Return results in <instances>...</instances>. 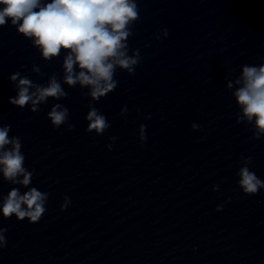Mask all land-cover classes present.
<instances>
[{
	"label": "clouds",
	"instance_id": "9594fccd",
	"mask_svg": "<svg viewBox=\"0 0 264 264\" xmlns=\"http://www.w3.org/2000/svg\"><path fill=\"white\" fill-rule=\"evenodd\" d=\"M139 13L137 0H0V27L10 21L19 34L32 41L45 61L59 57L63 50L66 53L62 64L63 84L89 89L87 95L98 102L117 87L118 82L114 79L117 68L134 74L142 61L139 49L131 50L129 55L128 45V38L133 35L132 25L139 20ZM160 33L167 38V29ZM155 39L160 40V35ZM32 71L43 75L38 66H33ZM10 80L16 82L17 94L8 102L19 108L31 105L33 113L39 111V105L46 103L48 98L61 100L68 95L56 75H52L46 85L22 77L19 71L12 74ZM235 84L239 86L232 93L240 109L237 123L252 125L253 139L259 140L264 137V64L243 66L242 75ZM227 87L232 89L233 84L230 82ZM126 112L127 108H122L121 115ZM47 117L53 128H59L68 120L69 110L56 103ZM86 120L89 121L86 131L96 135H102L110 127L107 118L92 105ZM74 127L69 124L68 130ZM191 127L197 130L200 126L193 123ZM10 130V125L0 123V173L5 181L28 188L33 171L24 167L21 140L16 136L10 137ZM145 132L146 125H140L141 142L146 140ZM110 139L115 140L116 137ZM107 147L111 150L112 145ZM241 161L243 166L237 173L238 186L245 195H256L264 189V180L249 170L251 156H242ZM214 190H218V186H214ZM48 198L49 193L36 187L23 193L20 188L13 187L2 198L0 213L4 219L14 215L19 221L27 219L36 223L47 211ZM69 203V198L65 197L61 211ZM221 208L218 207L217 211ZM6 232V228L0 227V249L7 244Z\"/></svg>",
	"mask_w": 264,
	"mask_h": 264
}]
</instances>
